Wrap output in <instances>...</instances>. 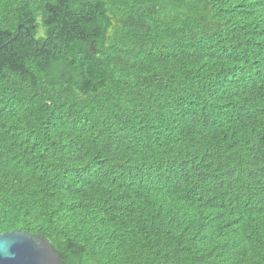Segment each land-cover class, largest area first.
<instances>
[{"label": "trees", "instance_id": "1", "mask_svg": "<svg viewBox=\"0 0 264 264\" xmlns=\"http://www.w3.org/2000/svg\"><path fill=\"white\" fill-rule=\"evenodd\" d=\"M60 264H264V0H0V233Z\"/></svg>", "mask_w": 264, "mask_h": 264}, {"label": "water", "instance_id": "2", "mask_svg": "<svg viewBox=\"0 0 264 264\" xmlns=\"http://www.w3.org/2000/svg\"><path fill=\"white\" fill-rule=\"evenodd\" d=\"M0 264H60L43 237L12 229L0 233Z\"/></svg>", "mask_w": 264, "mask_h": 264}]
</instances>
